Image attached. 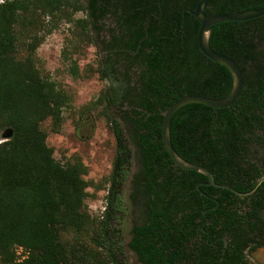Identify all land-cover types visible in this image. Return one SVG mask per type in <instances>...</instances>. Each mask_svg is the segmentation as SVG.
<instances>
[{"label": "trees", "instance_id": "16d2710c", "mask_svg": "<svg viewBox=\"0 0 264 264\" xmlns=\"http://www.w3.org/2000/svg\"><path fill=\"white\" fill-rule=\"evenodd\" d=\"M108 1L110 8L104 14L112 17L115 31L120 28L128 38L124 41L123 36V42L111 49L116 55L113 66L126 65L124 75L111 81L112 89L122 92L110 94L106 88L96 102L104 106L103 115L116 139L107 207L100 222L84 211L88 196L84 165L61 164L47 144L41 124L50 118L58 130L69 97L41 75L35 56L42 38L26 27L46 16L52 22L75 24L93 41L91 6L86 0H11L0 4V131L13 130L12 137L0 143V264H128L117 224L123 211L122 188L134 158L130 144L137 160L131 201L141 217L127 247L138 261L247 264L244 249L250 244L252 252L264 247V226L241 249L235 246L236 236L245 235L238 227L248 225L254 212L256 219L262 220L264 211V170L252 150L255 141L264 144V137L255 136L256 128L264 130V16L211 27L209 44L222 53L229 49V30L240 28L244 88L239 100L221 109L187 104L171 121V141L177 154L206 168L217 184L234 192L205 184L198 188L199 183L209 181L206 175L180 167L173 170L174 162L162 140L164 112L176 101L187 95L224 98L234 86L232 72L220 63H216V75L222 72L224 79L210 72L202 80L197 75L201 72L194 68L190 74L189 58L181 54V48H174L172 28L182 26L185 7L193 6L187 0H175V5L174 0H166L162 8L160 0ZM210 8V15L262 9L264 0H210ZM79 11L85 12L84 18L74 19ZM17 25H21L18 30ZM24 36L26 56L22 58L19 43ZM73 64L71 75L79 77V68ZM133 67L137 69L133 71ZM195 67L200 69V64L195 62ZM98 70L104 79L106 73ZM237 202L256 203L259 208L256 211L250 205L252 211L246 207L247 212L241 214ZM189 204L191 216L185 213ZM217 205V210L203 214L204 209ZM222 214L228 229L226 248L218 239ZM95 226L98 233L91 237L93 248L66 238L71 233H89ZM17 248L25 252L23 259Z\"/></svg>", "mask_w": 264, "mask_h": 264}, {"label": "rangeland", "instance_id": "374dc122", "mask_svg": "<svg viewBox=\"0 0 264 264\" xmlns=\"http://www.w3.org/2000/svg\"><path fill=\"white\" fill-rule=\"evenodd\" d=\"M78 12L74 19L84 18ZM57 26L48 32L53 24ZM17 25L16 29H19ZM32 34L42 38L39 44L35 63L44 78L53 81L59 89L69 97V103L63 108L62 123L58 130L54 128L52 119H47L41 128L47 134V144L53 148L54 157L61 164L80 162L86 169L84 179L88 182V196L84 202V211L92 220L100 222L101 212L106 206L107 193L110 186V176L116 156V139L106 117L104 106L96 102L106 90L105 81L99 76L96 66L98 57L93 41L84 36L81 29L75 24L64 20L52 22L49 17L41 16L26 26ZM92 35V33H91ZM22 37L19 43V56L25 57L26 50ZM31 41V38H27ZM76 63L79 68V77L71 75V65ZM6 131V130H5ZM5 131H0V143L7 140L3 137ZM127 135V134H126ZM128 137V136H127ZM132 160L128 176L122 188L123 211L120 214L117 227L121 229L123 239L124 259L128 264H141L137 256L127 247L131 238L133 226L138 223V207L131 201L132 178L137 171V162ZM98 233L97 227H92L89 233L68 234L67 240L71 243H83L90 248L94 245L91 237ZM18 256L23 259L25 252L16 249ZM256 263L264 264V249L254 254Z\"/></svg>", "mask_w": 264, "mask_h": 264}, {"label": "flooded vegetation", "instance_id": "af4514ba", "mask_svg": "<svg viewBox=\"0 0 264 264\" xmlns=\"http://www.w3.org/2000/svg\"><path fill=\"white\" fill-rule=\"evenodd\" d=\"M123 3H127L128 0H119ZM188 4L190 6H186L183 12L182 17V26L174 25L171 32V42L174 46V48H181L182 52L181 54L185 56L186 58H189V72L190 74L193 73V68L195 69V72H201V74H197L198 77L201 76L202 80H205L206 77L209 75L210 72H213L215 75L217 74V67L216 62L210 60L207 58L202 51L199 48L198 45V34L200 29V22L198 19L190 13V16H187L186 13H189L186 11V9L194 10L196 5L199 3L200 0H187ZM86 2L90 4V15H91V29H92V35H93V44L96 49L98 62L96 64L97 68H101L105 73L106 76L103 79L106 83V88L109 89L110 94H115L116 92L121 94L122 91L120 90H113L112 89V83L111 81L117 80L118 77L124 75L126 71V65L124 67L118 66V64H112L114 61V58H116L114 52L111 51V49L114 46L120 45L123 41V32L119 29V31H115L117 25H112L113 19L112 17L108 18V15H105L104 12L110 8V5L108 4V0H86ZM166 2V0H160L158 2V5L162 8L163 4ZM176 1H172V5H175ZM123 6V5H122ZM124 8H119V12L122 14ZM163 10V9H162ZM211 8L210 4L209 7L206 10V14L210 15ZM85 15V12L79 11ZM78 13V12H77ZM89 13V12H88ZM185 13V14H184ZM87 14V13H86ZM115 23V22H114ZM229 38L226 42V45L228 46V51H225L223 54L231 57L233 60H235L238 64L239 63V55H240V49H241V42H240V28H233V30H229ZM136 36V34H135ZM126 37V36H124ZM128 37L125 38L124 41L127 40ZM222 53V52H220ZM195 62H198L200 64V69L195 67ZM137 67H133V71L136 70ZM99 76L101 77V73L99 72ZM217 79H224V74L216 75ZM136 78H134L135 80ZM117 82V81H116ZM258 135L264 137V130L256 128L255 129V136ZM252 150L255 152L254 157L260 167L264 170V144H260L257 141L253 143ZM137 161V160H136ZM173 170H178V166L174 164ZM180 172V171H177ZM264 179V177H263ZM209 182V181H208ZM207 182V183H208ZM200 184L206 183H199L198 188ZM244 197V196H243ZM237 207L243 209L239 210V213H246L247 211L244 210L249 208V211H252L251 206H255V210H258V206L256 203H249V202H237ZM251 205V206H250ZM218 209V205L214 206L212 208H206L203 210L204 215H208L210 211H215ZM188 216H191L193 211L191 210V205L189 204L188 209L185 211ZM224 214H228V211H222ZM222 214L223 218H221V230L222 233L218 237V239L222 240L224 248L228 246V235H227V225H226V219L225 215ZM180 217H182V213L179 214ZM141 212L138 213V222L140 221ZM200 219V218H199ZM264 211H263V218L262 220L256 219L255 212L252 213V218L250 220V223L248 225L243 224L241 228L238 227L240 230H245V235H238L236 236L238 238L237 244H235L236 249H241L245 243L249 242V239L254 238L257 233H259L262 230V227L264 226ZM187 232L189 233V217L187 219ZM252 244H250L247 248L244 249L243 253L245 255V260L247 264H251V262L256 263L254 254L256 252H260L264 247L258 248L256 251H251ZM133 252V251H132ZM134 253V252H133ZM135 254V253H134ZM138 259V258H137ZM260 264H262L259 261Z\"/></svg>", "mask_w": 264, "mask_h": 264}, {"label": "water", "instance_id": "95a60500", "mask_svg": "<svg viewBox=\"0 0 264 264\" xmlns=\"http://www.w3.org/2000/svg\"><path fill=\"white\" fill-rule=\"evenodd\" d=\"M209 4L210 0H200L194 10L186 9V11L194 15L200 22V29L198 34V45L200 50L210 60L216 63L223 64L230 69L234 79L233 89L227 97L220 99L203 95H187L181 98L180 100L176 101L168 110L164 112V120L162 124V140L166 151L169 153L176 166L185 170H194L206 175L209 179V182L206 183V185L222 189H228L235 192V190L228 186L217 184L214 181L213 174L206 168L190 163L183 159L179 154H177L171 141L170 128L172 118L174 114L183 106L191 103H199L213 108H228L234 105L239 100L242 94L244 88V74L241 69V66L231 57L223 53L217 52L211 48L209 44L211 27L223 22H241L264 16V8L225 14L207 15L206 10L209 7ZM12 135L13 130L8 129L4 132L3 137L8 140L12 137Z\"/></svg>", "mask_w": 264, "mask_h": 264}, {"label": "built area", "instance_id": "2783aa9c", "mask_svg": "<svg viewBox=\"0 0 264 264\" xmlns=\"http://www.w3.org/2000/svg\"><path fill=\"white\" fill-rule=\"evenodd\" d=\"M7 1H11V0H0V4H4V3H6ZM107 194H108V193H107ZM106 205H107V203H106ZM106 207H107V206L103 207V210H102V212H101V218H103V216H104V213H105V211H106Z\"/></svg>", "mask_w": 264, "mask_h": 264}]
</instances>
